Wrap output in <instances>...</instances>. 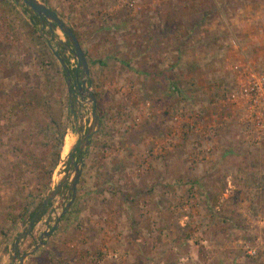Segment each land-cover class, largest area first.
<instances>
[{
  "label": "rangeland",
  "instance_id": "374dc122",
  "mask_svg": "<svg viewBox=\"0 0 264 264\" xmlns=\"http://www.w3.org/2000/svg\"><path fill=\"white\" fill-rule=\"evenodd\" d=\"M38 1L76 34L95 104L52 55L77 69L63 33L33 25L21 0L9 25L0 0V97L14 99L0 107V264H18L61 216L68 186L15 247L68 172L92 107L100 129L75 201L25 264H264V131L235 102L243 73L264 70V0ZM44 103L63 108L66 134L39 181L22 110Z\"/></svg>",
  "mask_w": 264,
  "mask_h": 264
},
{
  "label": "water",
  "instance_id": "95a60500",
  "mask_svg": "<svg viewBox=\"0 0 264 264\" xmlns=\"http://www.w3.org/2000/svg\"><path fill=\"white\" fill-rule=\"evenodd\" d=\"M35 15H37L42 21L47 23L49 29L56 30L59 29L64 36L68 39L74 56L77 60V69L81 72V80H79V74H75V79L77 81L76 88L81 92L82 100H84L85 97L89 99V102L91 104H95V97L93 94L89 93V88L86 87V81L85 77L89 75V67L88 63L85 57V54L83 53V50L81 48V45L79 41L77 40L76 36L74 35L71 28H69L60 18L59 16L50 8L47 6L41 4L38 0H21ZM61 66L63 69L67 72V76H70L69 69L67 68L66 64L61 58H58ZM79 80V81H78ZM100 129V117L97 114V111L95 107L91 108V123L90 126L86 132V134L82 137V139L72 147L70 153L68 154V160H69V170L68 172L63 176L61 181L56 185L55 189L51 191V193L43 200L42 205L40 209L36 212L32 222L30 223V226L26 233L20 235L16 241L15 247H17V244L19 240L23 237H26L29 235L33 223L36 220L37 216L43 211L47 205L52 202L57 194L60 192L61 189H63L65 186L69 187L67 199L68 202L65 205V209L62 211L61 216L66 213L67 210L71 207L72 203L75 201L76 193H77V186L80 182L83 168H84V151L89 147L91 144V140L93 136L99 131ZM76 153L77 157H76ZM70 173L73 174V176H70ZM61 216L55 220L54 226L51 228L50 231L42 234L38 240V243L33 247V249L22 256L19 257V263L18 264H25V261L34 255L41 247L45 246L46 239L51 236L57 225L59 224V220L61 219Z\"/></svg>",
  "mask_w": 264,
  "mask_h": 264
},
{
  "label": "trees",
  "instance_id": "16d2710c",
  "mask_svg": "<svg viewBox=\"0 0 264 264\" xmlns=\"http://www.w3.org/2000/svg\"><path fill=\"white\" fill-rule=\"evenodd\" d=\"M2 1L4 2V5L8 7V9H6L4 13L6 15L5 17L7 20L6 23L12 25L15 22V17L13 16V12L15 8L13 7L14 6L13 4L19 2L20 0H2ZM22 6L24 8L23 11L30 16V22L33 25H40V26L45 25V22L42 21L37 15H35L25 4H22ZM48 33L49 35H51L50 30ZM48 39L46 41L44 40L45 43L51 42L50 39L49 40ZM57 45L61 47L63 51H65V48L67 46L68 47L70 46L68 42L62 43L61 41H59ZM61 52L62 51H58V50L53 51L52 55L57 59L61 58L66 65H69L68 59L65 58L64 54H62ZM99 63L103 64L102 62ZM123 64L127 65V63L125 62H123ZM60 68L65 81L68 82L70 79L76 80L75 74L76 72H78L77 69L72 71L68 67L70 73V77H68L67 72L63 69V67L60 66ZM78 74L80 73L78 72ZM71 94L76 95L77 91L71 90ZM9 102L11 103L14 102L13 97L10 96L0 97V107H4L5 106L4 104H7ZM68 110L70 114L73 113V110L70 109V107ZM22 112L30 120L31 132L33 134L38 133L33 145V150H31V152L27 154L29 155L28 159L32 162L33 170L38 174L39 177L38 180L39 181L40 179L49 180L52 177L53 169L57 167L58 164L60 163V149L62 147V142L66 134V129L65 126L63 125V108L51 105L49 103H44L40 106L24 108ZM23 143L26 142L23 141ZM50 143L52 144L51 146L48 145ZM46 147L49 148L47 149V152L46 151L44 152ZM33 215L34 213H32L31 217H33Z\"/></svg>",
  "mask_w": 264,
  "mask_h": 264
},
{
  "label": "built area",
  "instance_id": "2783aa9c",
  "mask_svg": "<svg viewBox=\"0 0 264 264\" xmlns=\"http://www.w3.org/2000/svg\"><path fill=\"white\" fill-rule=\"evenodd\" d=\"M242 76L243 80L238 87L235 102L238 100L244 102L250 122L255 125L259 133H262L264 131V70L248 69Z\"/></svg>",
  "mask_w": 264,
  "mask_h": 264
},
{
  "label": "crops",
  "instance_id": "0c3cea01",
  "mask_svg": "<svg viewBox=\"0 0 264 264\" xmlns=\"http://www.w3.org/2000/svg\"><path fill=\"white\" fill-rule=\"evenodd\" d=\"M148 42H150V41H148ZM148 44V43H147ZM140 45V47H141V43L139 44ZM142 45H144V43L142 44ZM139 47V48H140ZM146 50H148V49H146ZM149 50H150V57H149V61H155V57H153V59H152V56H151V54H152V52H151V48H150V44H149ZM103 63V62H102ZM100 64V63H99ZM101 66L103 65V64H100ZM146 76H148L149 74H145Z\"/></svg>",
  "mask_w": 264,
  "mask_h": 264
},
{
  "label": "flooded vegetation",
  "instance_id": "af4514ba",
  "mask_svg": "<svg viewBox=\"0 0 264 264\" xmlns=\"http://www.w3.org/2000/svg\"><path fill=\"white\" fill-rule=\"evenodd\" d=\"M74 35H75V34H74ZM75 36H76V35H75ZM65 37H66V36H65ZM76 38H77V37H76ZM66 39H67V38H66ZM67 42H68V44L70 45L68 39H67ZM70 47H71V45H70ZM71 52L73 53V51H72V47H71ZM58 61H59V60H58ZM59 63H60V62H59ZM60 65H61V64H60ZM68 69H69V68H68ZM77 71L80 73V74H79V77H80L82 74H81V72H80L78 69H77ZM78 72H76V73H78ZM77 154H78V153H76V156H77ZM68 162H69V160H68Z\"/></svg>",
  "mask_w": 264,
  "mask_h": 264
},
{
  "label": "bare ground",
  "instance_id": "6f19581e",
  "mask_svg": "<svg viewBox=\"0 0 264 264\" xmlns=\"http://www.w3.org/2000/svg\"><path fill=\"white\" fill-rule=\"evenodd\" d=\"M56 171V170H55Z\"/></svg>",
  "mask_w": 264,
  "mask_h": 264
}]
</instances>
